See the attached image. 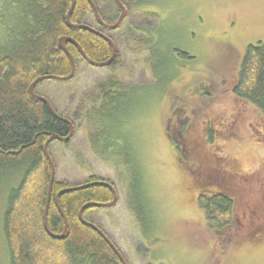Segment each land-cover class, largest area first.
Instances as JSON below:
<instances>
[{
  "label": "rangeland",
  "instance_id": "374dc122",
  "mask_svg": "<svg viewBox=\"0 0 264 264\" xmlns=\"http://www.w3.org/2000/svg\"><path fill=\"white\" fill-rule=\"evenodd\" d=\"M146 18L155 30L148 63L146 54L133 57L121 47L118 70L119 82L129 89L117 94L126 118H119L123 123L116 133L132 153L133 165L115 171L109 161L96 159L77 122L68 148L57 143L49 147L54 179L74 187L91 176L113 183L116 206L91 211L85 219L105 231L128 264H264V112L232 94L247 46L264 41V0H146L133 21L136 32L145 29ZM3 37L0 30V42ZM174 46L193 53L195 63L173 61ZM76 70L69 82L37 89L67 119L79 94L111 75L83 63ZM178 109L204 145L203 124L209 122L215 132L212 145L198 147L196 162L190 157L179 164L166 136L167 119ZM170 124L175 131L177 120ZM209 150L251 183L237 195L235 221L225 229L230 237L224 241L208 230L196 203L199 189L191 179L192 173L208 177ZM10 183L6 180L0 188V264H8L2 234L6 193L17 179ZM136 198L144 207L141 227L128 211V202Z\"/></svg>",
  "mask_w": 264,
  "mask_h": 264
},
{
  "label": "trees",
  "instance_id": "16d2710c",
  "mask_svg": "<svg viewBox=\"0 0 264 264\" xmlns=\"http://www.w3.org/2000/svg\"><path fill=\"white\" fill-rule=\"evenodd\" d=\"M69 6L70 0H0V30L4 34L0 42V188L6 180L12 183L17 179L16 186L10 183L2 215V234L7 250V258L5 255L4 259H8V264H121L107 243L78 218L83 205L106 204L112 200L107 188L91 186L60 196L59 205L68 223L66 238H52L43 225L50 177V166L43 146L51 135L66 137L69 126L52 116L44 103L32 101L28 87L41 76L65 77L70 74L69 58L57 47L60 37L76 41L94 62H105L110 55L109 45L99 37L86 30L66 26L65 15ZM88 13L86 0H75L70 22L88 25ZM138 38L139 45L128 41L126 48L134 57L146 54L145 63H148L150 46L146 45L144 36ZM66 49L73 56L76 68L79 63L89 67L73 45L67 43ZM114 68H107L111 75L104 84L98 83L90 91L79 94L70 119L50 105L59 117L70 121L75 128L78 127L75 125L77 122L83 126L91 155L100 161H109L118 171L120 165H133L134 159L124 140L120 141L121 136L116 133L123 123L118 121L119 118H126L123 117L117 94L129 88L119 82ZM46 83L57 81L38 83L34 88L35 94H38L39 86ZM232 94L236 100L264 112V41L247 46L232 86ZM179 114L181 109L168 117L165 129H172V118L177 120V127H174V134L166 130V136L175 149L179 164L190 162V157L196 162L200 157L198 147L212 145L215 132L209 122L203 124L206 134L204 145L200 142L202 136L199 139L192 135L187 118ZM70 142L52 141L48 146L49 154L52 143L68 148ZM209 151L206 163L208 177L192 173L191 179L199 189L196 203L205 213L208 230L218 241H224L230 237L224 234L225 229L235 221L237 195L239 191L246 192L245 185L251 183L248 178L236 173L218 153ZM225 173L240 180L233 177L229 180ZM97 181L108 182L91 176L86 183ZM119 181L122 184V179ZM70 187L74 186L65 180L54 179L47 210V227L53 235H60L64 227L54 197L59 191ZM98 210L103 209L87 208L83 212V219L86 220L85 214ZM128 211L135 224L141 227L139 220L144 215L142 202L137 198L129 201ZM96 226L108 237L99 225ZM125 262L128 264L126 259Z\"/></svg>",
  "mask_w": 264,
  "mask_h": 264
},
{
  "label": "water",
  "instance_id": "95a60500",
  "mask_svg": "<svg viewBox=\"0 0 264 264\" xmlns=\"http://www.w3.org/2000/svg\"><path fill=\"white\" fill-rule=\"evenodd\" d=\"M75 6V0H70V6H69V9L65 15V24L66 26L70 27V28H73V29H83V30H86V31H89L93 34H96L98 36H100L102 38V36L99 34V33H96V32H93V30H91L89 27L85 26V25H73L71 22H70V16H71V13L73 11V8ZM91 8L93 9L95 15H96V20L98 23H100L101 25L105 26L102 21L99 19V17L97 16L96 14V11H95V8H94V5L92 4L91 5ZM123 18V15H121L120 17V20L113 26L109 27V29L111 30H114L118 24L120 23V21L122 20ZM105 41H107L110 46H111V56L110 58L105 61V62H102V63H96V62H93L92 60H90L86 55L85 53L83 52L82 48L78 45V43L76 41H74L73 39L71 38H68V37H60L58 40H57V47L62 50L66 55L67 57L69 58V61H70V64H71V71H70V74L68 76H65V77H55V76H41L37 79H35L28 87V94L31 98L32 101H40L42 103H44L50 114L52 116H54L55 118H58L59 120H61L62 122L66 123L68 126H69V134L64 137V138H60L58 137L57 135H51L47 140L46 142L44 143V146H43V152H44V155L49 163V166H50V177H49V182H48V188H47V193H46V202H45V206H44V211H43V225H44V229L45 231L47 232V234L49 236H51L52 238L54 239H64L67 237L68 235V223H67V219L65 217V215L63 214L61 208H60V205H59V198L60 196H62L63 194L65 193H69V192H74V191H79V190H82V189H86V188H89L91 186H102V187H105L107 188L111 194H112V200L109 202V203H106V204H98V203H87L85 205H83L79 212H78V218L80 220V222L85 225V226H88L89 228L93 229L106 243L107 245L112 249V251L114 252V254L118 257V259L120 260L121 264H126L125 262V259L123 258L122 254L119 252V250L114 246V244H112V242L108 239V237L102 232V230H100L98 227H96L94 224L86 221L83 219V212L89 208V207H93V208H101V209H111L113 208L116 203H117V193H116V190L114 189V187L107 183V182H103V181H97V182H92V183H85V184H82V185H79V186H75V187H71V188H66V189H63L61 191H59L55 197H54V203H55V206L58 210V212L60 213L63 221H64V227H63V232L60 234V235H53L49 230H48V227H47V210H48V206H49V202H50V198H51V189H52V185H53V182H54V175H55V169H54V164L52 162V159L48 153V146L50 144V142L54 141V140H57L59 142H62V143H66L68 142L73 134H74V126L66 119L64 118H61L59 117L55 112L54 110L52 109V107L50 106L49 102L41 97V96H38L34 93V88L35 86L42 82V81H46V80H55V81H61V82H66V81H69L73 78V76L75 75V72H76V64H75V61H74V58L72 57V55L70 54V52L66 49V45L67 43L73 45L77 51L79 52V55L82 57V59L84 61H86V63L91 66V67H95V68H103V67H107L108 65H110L113 61V59L115 58V48H114V45L112 44V42L110 40H107L106 38H104Z\"/></svg>",
  "mask_w": 264,
  "mask_h": 264
},
{
  "label": "flooded vegetation",
  "instance_id": "af4514ba",
  "mask_svg": "<svg viewBox=\"0 0 264 264\" xmlns=\"http://www.w3.org/2000/svg\"><path fill=\"white\" fill-rule=\"evenodd\" d=\"M86 2L87 5L89 6L88 18H89V22L91 23L85 26L89 27L91 30H93V32L99 33L102 36V38L96 34L94 35L99 37L109 45L110 55L108 56L107 60L111 56V46L107 41L104 40V38L112 41L116 50V55L112 61V64L108 65V67L106 68L115 66L114 73L118 75V73L120 72L118 70L121 67V61H122V55L120 51L121 47L126 50L127 49L126 44L128 41H130V43L139 45L140 43L138 42L139 41L138 36L140 35L142 37L144 36V40L147 41L146 45H149L150 43L148 42L151 41V34H153L155 31L152 28H150L148 24L149 20L147 19L149 15L146 14L145 12L144 14L147 16V18L145 20L144 30L136 32V24L133 23L135 17L142 10V6L145 4L146 0H86ZM140 2L143 4H139ZM92 4L94 5L97 16L105 26L97 22L96 15L93 9L91 8ZM121 15H123V18L118 24V26L114 30L109 29V27L115 25L120 20ZM79 25H84V24H79ZM193 39H194V35H193ZM172 48H173L172 55L170 57L173 61L177 62V59H179L187 63H195L196 56L190 51L176 46ZM129 54L134 57V55L131 52H129ZM237 120L238 119H236L235 122ZM166 130H168V132L171 131L170 129L167 128ZM262 130L264 131V127ZM172 133L174 134V131H172ZM225 174H226L225 177L229 180L233 178L240 180L235 176H232L233 177L232 178V177H228L227 173ZM241 180H243L242 177Z\"/></svg>",
  "mask_w": 264,
  "mask_h": 264
},
{
  "label": "bare ground",
  "instance_id": "6f19581e",
  "mask_svg": "<svg viewBox=\"0 0 264 264\" xmlns=\"http://www.w3.org/2000/svg\"><path fill=\"white\" fill-rule=\"evenodd\" d=\"M79 25V24H78ZM112 42V41H111ZM113 44V43H112ZM115 48V47H114ZM111 52H112V50H111ZM115 55H116V50H115ZM120 252V251H119Z\"/></svg>",
  "mask_w": 264,
  "mask_h": 264
}]
</instances>
